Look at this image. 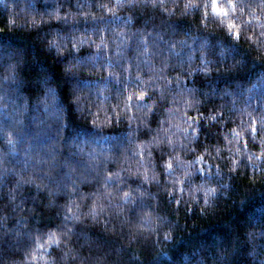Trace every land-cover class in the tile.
I'll return each mask as SVG.
<instances>
[{
	"label": "clouds",
	"instance_id": "9594fccd",
	"mask_svg": "<svg viewBox=\"0 0 264 264\" xmlns=\"http://www.w3.org/2000/svg\"><path fill=\"white\" fill-rule=\"evenodd\" d=\"M260 186L264 0H3L0 264H264Z\"/></svg>",
	"mask_w": 264,
	"mask_h": 264
},
{
	"label": "trees",
	"instance_id": "16d2710c",
	"mask_svg": "<svg viewBox=\"0 0 264 264\" xmlns=\"http://www.w3.org/2000/svg\"><path fill=\"white\" fill-rule=\"evenodd\" d=\"M2 6H3V0H0V7H2ZM260 188H264V186H260ZM258 207H260L259 198L254 196L253 200L246 207V210L255 211L256 208H258ZM238 214L242 215V213H238Z\"/></svg>",
	"mask_w": 264,
	"mask_h": 264
}]
</instances>
